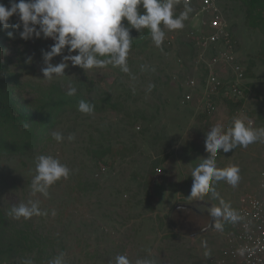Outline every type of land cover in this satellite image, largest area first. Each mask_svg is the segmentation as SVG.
Listing matches in <instances>:
<instances>
[{
	"label": "rangeland",
	"instance_id": "374dc122",
	"mask_svg": "<svg viewBox=\"0 0 264 264\" xmlns=\"http://www.w3.org/2000/svg\"><path fill=\"white\" fill-rule=\"evenodd\" d=\"M183 5V0H178L175 13L183 11ZM216 7L233 37L232 65L239 67L248 86L247 111L235 115L246 120L249 113L253 114L250 127L262 128L264 28L251 26V14L241 0H216ZM191 8L183 29H165L161 48L149 38L144 46L129 52L128 73L111 65L83 70L69 62L65 76L49 81L43 79L41 72L42 53L50 50L54 41L42 36L28 40L13 36L2 46L1 61L6 63V69L0 73V87L27 111L37 113L44 103L69 99L99 103L108 98L110 104L102 115L62 111L49 131L52 139L46 150L31 154L0 151V213L5 217L0 229V264H27L28 261L49 264V261L39 263L35 255L18 244L17 235L26 237L23 232L38 243L51 239L52 260L63 253L65 264H115L117 255H126L132 264L137 259H149L153 264H207L214 257L221 245L222 233L215 229L201 233L209 223V215L178 206L197 202L198 198L190 201L188 193L193 183L192 170L208 156L204 146L207 132L217 124L224 129L230 126L229 112L221 100L210 113L201 115L194 107L180 111L183 102L179 99L178 85L193 78L201 57V49L193 47L187 33L193 30L198 36L203 23L209 19L199 11L197 2ZM140 11L142 13L143 9ZM14 18L20 22L18 16ZM124 25L127 26V21ZM22 30L23 27L18 32ZM129 30L132 38L138 33L135 29ZM64 55H68L67 48L51 63H60ZM21 63L24 68L20 67ZM221 66L217 72L223 76V64ZM150 84H156L158 91L153 93ZM70 85L77 89L75 95L67 94ZM160 92L161 101L157 102ZM147 101L151 106H158V110H147ZM135 107L143 113L146 109L144 115L148 120L154 114L150 127L139 120L144 117L142 113L137 114L136 121L126 125ZM257 115H261V119L256 118ZM258 119L261 122L257 123ZM54 131L62 133V142L53 139ZM154 133H163L160 136L165 139L156 140ZM89 134L94 138L93 145H99V139L102 145L110 142L115 152L113 167L89 170L92 163L84 153ZM69 135L74 139L69 141ZM42 154L57 157L70 169L69 178L51 186L46 197L33 195L30 187L36 159ZM85 160L88 167L86 163L80 182L91 178L97 183L95 189L76 187ZM216 164L218 168L238 166L239 184L233 188L223 180L213 181L218 196L209 193L201 201L218 206L223 199L235 209L248 190L264 181V141L246 148L237 146L228 153L218 150ZM148 178L150 201L142 192ZM29 200H38L41 212L46 214L15 219L11 215L12 206ZM222 223L225 230L229 221L222 220ZM22 242L27 240L22 239Z\"/></svg>",
	"mask_w": 264,
	"mask_h": 264
},
{
	"label": "clouds",
	"instance_id": "9594fccd",
	"mask_svg": "<svg viewBox=\"0 0 264 264\" xmlns=\"http://www.w3.org/2000/svg\"><path fill=\"white\" fill-rule=\"evenodd\" d=\"M194 1H197L199 6V1ZM177 3L178 0H9L7 7L0 3V28L12 27L13 30H16L22 25L21 39L28 40L33 36L35 38L42 36L54 41L50 50L42 53L43 79L51 81L54 78L65 76L64 72L69 66V62L72 66H79L83 70L111 65L128 73L127 58L133 41L129 29L132 28L138 32L148 29L154 45L161 48L165 40V29L168 31L183 29L184 22L192 12L191 7L195 4L193 2L190 7L186 2L184 10L176 15ZM141 9H143L142 13ZM14 15L19 17L20 22L10 25L9 19ZM205 17L210 19L211 16L205 15ZM122 20L127 21V26L122 24ZM189 33H187L188 37L193 41L194 47L196 41L189 36ZM8 35L10 38L12 37L11 32ZM170 42L169 45H171ZM66 48L68 55H64L60 63L52 64V59L64 53ZM73 52L77 54L72 55ZM205 53H208L209 58L212 57V51L207 50ZM198 78L199 70L196 69L191 79ZM188 81H184L182 84L178 83L180 84L178 87L181 86L185 89L184 95L189 92V88L185 86ZM76 91L77 89L70 85L67 94L72 96ZM247 96L244 94L239 101H231L222 96L212 97L214 106L218 104L219 100L240 102V105L233 111L235 117L229 124L230 126L224 129L217 124L207 132L204 146L208 156L192 170L193 183L189 198H198L197 201H201L209 193H212L214 197L218 196L213 187V181L223 180L233 188L238 186L239 167L230 165L218 168L216 164L218 150L228 153L237 146L246 148L250 144L264 141V127L252 128L246 124L247 119L235 115L240 107L246 108ZM191 102L196 104L194 101ZM78 111L91 114L94 112V105L80 100ZM52 137L58 143L64 139L62 133L55 131L52 133ZM73 139L74 136H68L69 141ZM69 176L70 169L66 164L61 163L53 155L42 154L37 157L35 162V175L30 185L31 193L46 197L51 186L58 181L67 180ZM207 211L214 221L209 227L219 231H222L224 227L222 220L235 223L241 219L237 211L223 199L219 200L218 206H211ZM42 214L46 213L41 212L38 200H29L27 203H19L11 208V215L15 219H30ZM206 254L210 255V253ZM27 264H31V261H28ZM49 264H65L64 254L61 253L53 258ZM115 264H132V262L126 255H117ZM135 264H153V262L149 259H137Z\"/></svg>",
	"mask_w": 264,
	"mask_h": 264
},
{
	"label": "trees",
	"instance_id": "16d2710c",
	"mask_svg": "<svg viewBox=\"0 0 264 264\" xmlns=\"http://www.w3.org/2000/svg\"><path fill=\"white\" fill-rule=\"evenodd\" d=\"M244 2V4L247 5L248 10L251 14L250 16V24L254 28L262 27L264 28V0H241ZM197 1H194L196 3ZM0 3H3L6 7L9 5V0H0ZM184 6V5H183ZM191 6V5H190ZM184 8V7H183ZM182 12V10L179 11V13ZM177 12L176 15H179ZM126 20H122V24L125 23ZM18 22L15 21L14 16L9 19V24H16ZM22 26L19 28L21 29ZM12 33L13 36H19L20 37V31L18 32V29L13 30L12 27H9L7 29L0 28V73H2L6 69V63L1 61L2 56V46L8 41H11V38L9 37L8 33ZM150 38L149 30L148 29H142L140 32L136 33V36H134L132 39V46L129 52L132 50H137L138 48L144 46L145 42L148 41ZM205 56H208L206 54ZM21 68H24L25 65L21 63ZM197 70H199V79H202V76L204 75V71H206L203 64H201L199 67H197ZM10 82L15 83L14 79H10ZM153 89V93L158 91L156 84H150ZM1 86V85H0ZM185 89L181 86L178 87V95L179 99L182 100L183 106L180 107V111L184 110H191L194 107V111L196 110L199 114H204L205 112L203 110L198 111L197 106L194 105L193 102H187L184 100V91ZM183 92V93H182ZM248 93V86L247 84L244 85V94L245 96ZM162 93L158 94L157 96L154 95V98L156 96L157 102L161 101V95ZM164 98V97H163ZM249 98V95L248 97ZM264 98V95H263ZM80 100L78 99H69L65 101H56L51 103H44L41 105L39 111L37 113L27 111L24 109L19 102L14 100L10 93H7L6 90H4L3 87H0V151L2 153H27L31 152L35 153L37 150H46L47 149V143L51 141V134L49 131L53 128V126L57 123L56 117H58L62 111H71L74 110L78 111V102ZM86 101V100H85ZM251 101V100H250ZM94 105V112L96 114L102 115L106 112L107 106H109L110 102L108 98H103L99 101V103H94L92 101H87ZM168 102V101H167ZM229 115V123L231 124V121L235 117L233 115V111L236 107L240 105V102L234 103L230 101H223ZM147 110L151 111L155 108L158 110V106L152 105L150 102H145ZM114 105H112L113 108ZM116 106H114L115 108ZM105 108V109H104ZM182 109V110H181ZM142 113L143 115L146 114V109H144V113L141 111V109H137L135 107L134 114L127 117V126L129 123H133V121L137 120V114ZM191 115V112H189ZM89 115V114H87ZM185 117H190L189 115L185 114ZM88 117V116H87ZM254 117L253 114L248 115V118ZM256 118L261 119V115H257ZM144 120L147 127H150L154 123V114L150 116V120L147 119L146 115L142 118H139V120ZM260 119L257 121V123L261 122ZM115 125V124H114ZM163 134V133H161ZM159 133H154V138L156 140H164L165 137H161ZM102 135V133L100 134ZM89 142L87 146L84 147V153L87 157H89L92 164H90V171H93L95 169H104L108 168V166L113 167V161H114V154L115 152L112 150L110 142H107V145L101 144L102 141L100 140L99 145H93L94 138L91 134L88 135ZM98 142V141H97ZM192 145L194 146L195 143L193 142ZM109 155L106 159L105 156ZM158 162V161H157ZM88 162H83L80 167V173L78 175V181L76 183V187L80 189H87L90 190L91 188L95 189L97 186V183L89 178L88 180L84 182H80V178H82L81 173L84 171V166ZM142 192L144 193L145 197L150 201L151 200V181L150 178L147 179L143 186ZM188 196L190 197V193H188ZM193 200V198H190V201ZM5 223V217L0 213V229L1 226ZM225 228V225L224 227ZM26 238L22 235H17L19 238L18 244L21 246L26 247L29 254L35 255L39 263H43V261H51L52 255H53V247L51 246L50 242L51 239L46 238L45 240L47 242L44 243H38L34 238H30L29 233H25ZM33 233H31L32 235ZM14 236V235H13ZM15 239V238H14ZM27 240V242H22L21 240ZM62 249V248H61ZM23 250V248H22ZM50 252L48 253V251ZM63 250V249H62Z\"/></svg>",
	"mask_w": 264,
	"mask_h": 264
},
{
	"label": "built area",
	"instance_id": "2783aa9c",
	"mask_svg": "<svg viewBox=\"0 0 264 264\" xmlns=\"http://www.w3.org/2000/svg\"><path fill=\"white\" fill-rule=\"evenodd\" d=\"M199 11L210 15L200 28V34L190 37L195 39L196 46L201 49V57L197 61L203 64L206 71L202 79H190L185 86L189 92L184 100L194 101L198 109L213 110L212 97L222 96L231 101H239L244 96L245 78L240 69L233 64V37L227 30L226 22L222 21L216 7V0H198ZM192 5L194 0H183ZM212 51V57L205 59L206 51ZM223 64V76L217 72ZM236 114L246 113L240 107ZM248 126L253 122L247 118ZM156 179V177H154ZM260 183V184H259ZM248 190L235 210L241 219L230 222L222 233L221 245L214 257L207 264H264V181ZM216 251V250H215Z\"/></svg>",
	"mask_w": 264,
	"mask_h": 264
},
{
	"label": "water",
	"instance_id": "95a60500",
	"mask_svg": "<svg viewBox=\"0 0 264 264\" xmlns=\"http://www.w3.org/2000/svg\"><path fill=\"white\" fill-rule=\"evenodd\" d=\"M195 204H196V205H204V206L206 207L207 210H208L211 206H213V205H211V204H209V203H205V202H203V201H197V202H195ZM178 206L181 207V208L192 209V210H194L195 212H197V209H196V207H195L194 205H184V204H181V205H178ZM178 206H176L175 208H178ZM207 210L205 211V214L209 215V213H208ZM213 222H214V221H213V218H211L210 215H209V223H208V225H207L205 228H203V229L201 230V233L206 232V231L209 230V229L214 230V228L209 227V225H211Z\"/></svg>",
	"mask_w": 264,
	"mask_h": 264
},
{
	"label": "flooded vegetation",
	"instance_id": "af4514ba",
	"mask_svg": "<svg viewBox=\"0 0 264 264\" xmlns=\"http://www.w3.org/2000/svg\"><path fill=\"white\" fill-rule=\"evenodd\" d=\"M196 202V201H195ZM195 207H196V209H197V213H204L206 210V208H205V206L204 205H196L195 204ZM204 207V208H203Z\"/></svg>",
	"mask_w": 264,
	"mask_h": 264
},
{
	"label": "crops",
	"instance_id": "0c3cea01",
	"mask_svg": "<svg viewBox=\"0 0 264 264\" xmlns=\"http://www.w3.org/2000/svg\"><path fill=\"white\" fill-rule=\"evenodd\" d=\"M215 252H217V251H215ZM215 254V253H214Z\"/></svg>",
	"mask_w": 264,
	"mask_h": 264
}]
</instances>
